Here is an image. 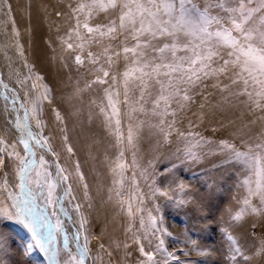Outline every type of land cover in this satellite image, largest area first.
Returning <instances> with one entry per match:
<instances>
[{"label":"snow or ice","instance_id":"snow-or-ice-1","mask_svg":"<svg viewBox=\"0 0 264 264\" xmlns=\"http://www.w3.org/2000/svg\"><path fill=\"white\" fill-rule=\"evenodd\" d=\"M69 7L75 24L68 39L75 37L77 42L67 43V49L77 52V67L86 62L92 66L95 79L87 87L105 86L103 97L93 104L117 149L109 165L113 181L108 200L127 218V232L143 257L139 264L177 259L165 246L163 236L171 233L160 226L163 209L158 199L165 198L176 212L194 202L182 182L175 188L171 182L161 187L158 176L174 178L179 168L219 157L214 169L239 174L238 187L245 191L238 210L225 209L230 222L264 214V207L253 204L255 199L264 205V132L237 145L177 127L180 112L196 96L207 100L208 87L221 93V105L234 99L250 111L264 113V0H76ZM10 11V3L3 0L0 13ZM100 16L102 22H96ZM117 40L119 45L111 47ZM94 45H104L103 62L90 50ZM15 48L19 63L5 49L9 72L7 77L0 72V110L14 130L11 143L0 138V170L8 167L5 157L13 166L11 182L7 171L0 177V264L13 261L15 252L28 264H97L100 257L91 255L84 234V209L93 206L86 178L78 161L71 169L61 164L45 135L42 116L45 102L51 103V89L28 64L22 46ZM120 60L123 70L113 72ZM56 120L63 124L58 111ZM145 129L156 138L157 147L171 152L170 167L164 165L159 173L140 155ZM61 131L67 142L66 128ZM67 152L73 153L71 146ZM72 177L82 187V202H77ZM222 231L230 264H251L252 256H264V242L250 256L227 228ZM186 243L198 250L196 239Z\"/></svg>","mask_w":264,"mask_h":264},{"label":"bare ground","instance_id":"bare-ground-1","mask_svg":"<svg viewBox=\"0 0 264 264\" xmlns=\"http://www.w3.org/2000/svg\"><path fill=\"white\" fill-rule=\"evenodd\" d=\"M8 3L11 11L7 14L0 13V66L3 65L0 72L5 75L9 72L5 49L7 56H10L15 45L19 44L28 64L34 66V72L42 76L43 82L51 89V103L45 102L42 116L47 125L45 135L51 138L50 142L54 151L59 153L61 164L71 169L78 161L86 178L93 206L84 209L88 220L84 234L88 236L91 255L100 257L97 264H139L143 257L139 254L135 237L127 232V218L113 201L108 200V190L113 181L109 165L117 149L114 147V137L105 126L103 118L97 115L98 110L93 104V101L98 103L103 97L105 86L94 84L87 87L95 79V74L90 71L92 66L86 62L85 66L77 67L74 62L77 52L67 49V43L77 42L75 37L68 39L75 24L69 5L75 6L76 0H8ZM0 5H3V0H0ZM96 22H102V16L97 17ZM61 38H64V43ZM119 43V40L113 41L111 47L115 48ZM103 47L104 45H94L90 48L93 53L101 55L102 62ZM123 68L124 62L120 60L113 66L112 71H122ZM2 103L0 101V106ZM57 111L63 117V124L56 120ZM255 113L253 111L254 115ZM2 117L4 125L9 128L12 141L14 130H11L3 111ZM207 122L214 125L218 123L215 120ZM62 128H66L67 142L64 140L65 132L61 131ZM151 136L145 129L139 142L140 155L144 162L151 160L157 163L159 159H163L166 147H152ZM67 146L73 149L71 155L67 152ZM153 168L159 173L158 167ZM169 176L170 174L158 176V184L165 187ZM71 182L77 202H82V187L75 177L71 178ZM188 189L191 188L186 187L187 192ZM165 200L160 197L157 201L163 211L169 203L165 204ZM148 206L151 207V204ZM164 219L166 221L163 217V225ZM174 226L183 231L175 224ZM125 244L128 245L127 248L124 247ZM100 245L104 248L101 249Z\"/></svg>","mask_w":264,"mask_h":264},{"label":"rangeland","instance_id":"rangeland-1","mask_svg":"<svg viewBox=\"0 0 264 264\" xmlns=\"http://www.w3.org/2000/svg\"><path fill=\"white\" fill-rule=\"evenodd\" d=\"M202 2L203 0H201ZM8 46L10 47V45ZM13 49L10 57L19 63L18 56H15L16 49ZM2 67L0 66V71H2ZM7 74L4 76L7 77ZM208 83L210 85L212 82ZM204 96L207 100L196 96L195 102L180 112L177 124L180 130H192L211 141L230 140L237 145L240 144L241 139L255 137L264 132V113L256 111L254 115L246 105L234 99L230 105H221L222 95L212 87L204 89ZM212 120L218 123L214 125L207 122H212ZM190 124L191 129L189 128ZM6 128L3 123L2 110H0V138L4 137L3 139L6 138L5 140L11 143V134L9 128ZM151 138L150 143L154 147L156 138L153 136ZM212 158L213 160H211ZM218 160L219 157H209L203 163L191 168H179L176 170L174 178L170 175L169 179L165 181V186L171 182L173 188L182 182L186 187L191 188L188 189L187 194L194 197V202L181 212L171 210L168 201L165 200V204L167 202L168 205L165 206V212L163 211V217L166 218L164 225L167 222L165 227L169 229L167 231L171 233V236L165 235L163 239L166 238L165 246L168 251L177 258L176 260L169 258V264H230L228 242L222 231L224 228H227L237 239L245 254L250 256L256 251L257 246L264 242V214H248L239 222H230L225 209L238 210L240 207L238 201L245 195V191L238 187L239 174H233L226 168L214 169L213 165L218 163ZM5 161L8 167L0 170V177H3L4 171H7L11 182L13 166L7 157H5ZM170 161L171 152L166 147L163 159H159L157 163L153 161L152 165L158 167L160 171L164 165L170 167ZM170 194L177 195L176 193ZM253 204L264 207L255 199ZM174 224L183 231L176 228ZM164 225L161 224V228H164ZM189 239L197 240L198 250H193L192 245L186 243ZM146 250L149 249L146 248ZM201 250L203 254H201ZM9 264H28V261L26 257L15 252L13 261H10ZM251 264H264V256H252Z\"/></svg>","mask_w":264,"mask_h":264}]
</instances>
